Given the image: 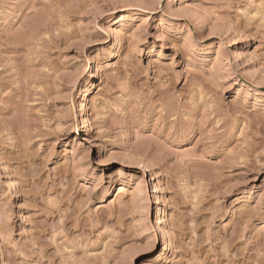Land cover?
I'll use <instances>...</instances> for the list:
<instances>
[{
    "label": "rangeland",
    "instance_id": "374dc122",
    "mask_svg": "<svg viewBox=\"0 0 264 264\" xmlns=\"http://www.w3.org/2000/svg\"><path fill=\"white\" fill-rule=\"evenodd\" d=\"M0 264H264V0H0Z\"/></svg>",
    "mask_w": 264,
    "mask_h": 264
},
{
    "label": "bare ground",
    "instance_id": "6f19581e",
    "mask_svg": "<svg viewBox=\"0 0 264 264\" xmlns=\"http://www.w3.org/2000/svg\"><path fill=\"white\" fill-rule=\"evenodd\" d=\"M81 123H82V125H81V130H82V131H86V129H87V123H86V121L82 120ZM13 185H14V181L11 180V186H13ZM14 187H15V186H14Z\"/></svg>",
    "mask_w": 264,
    "mask_h": 264
}]
</instances>
